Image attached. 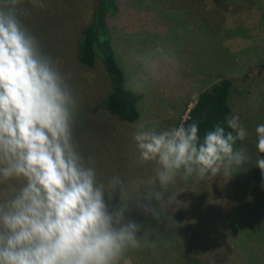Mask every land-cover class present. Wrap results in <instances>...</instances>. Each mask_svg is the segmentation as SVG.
Wrapping results in <instances>:
<instances>
[{
	"label": "rangeland",
	"instance_id": "1",
	"mask_svg": "<svg viewBox=\"0 0 264 264\" xmlns=\"http://www.w3.org/2000/svg\"><path fill=\"white\" fill-rule=\"evenodd\" d=\"M108 17L111 44L130 88L143 94L134 122L120 120L100 107L111 77L101 59L86 66L77 58V38L91 19L95 0H22L21 17L41 50L71 73L77 97L74 136L79 151L94 161L99 178L119 176L128 202L125 216L143 224L141 247L129 250L120 264H264V176L253 162L246 178L236 181L223 171L214 179L177 182L173 191L187 207L153 218L134 194L154 175V164L139 163L134 135L176 127L198 92L222 78L231 80L230 116L239 115L248 136L239 147L256 159L255 128L264 124V0H116ZM43 4V8L40 4ZM170 61L155 75L141 71L135 60L157 44ZM107 200V195L105 196ZM117 189L109 201L119 206ZM151 207H158L155 201ZM171 215L177 225L169 226Z\"/></svg>",
	"mask_w": 264,
	"mask_h": 264
},
{
	"label": "clouds",
	"instance_id": "2",
	"mask_svg": "<svg viewBox=\"0 0 264 264\" xmlns=\"http://www.w3.org/2000/svg\"><path fill=\"white\" fill-rule=\"evenodd\" d=\"M21 2L0 0V264H120L141 247L144 225L125 216L133 196L125 199L122 179L101 180L92 158L79 151L71 73L41 50L21 19L28 14ZM135 60L155 75L170 53L158 43ZM226 125L217 123L202 139L195 122L135 133L139 163L155 166L134 194L146 202L138 204L145 214L159 221L171 205L174 212L187 207L177 197L188 188L172 190L177 179H214L249 162L264 176V156L252 159L238 146L248 136L239 115ZM255 133L264 154V124ZM117 189L121 203L110 209ZM167 219L179 226L171 215Z\"/></svg>",
	"mask_w": 264,
	"mask_h": 264
},
{
	"label": "trees",
	"instance_id": "3",
	"mask_svg": "<svg viewBox=\"0 0 264 264\" xmlns=\"http://www.w3.org/2000/svg\"><path fill=\"white\" fill-rule=\"evenodd\" d=\"M116 0H95L90 21L85 24L77 38V58L86 66H93L96 59H101L110 74L111 86L108 89L100 107L116 114L120 120L134 122L139 117L138 104L143 94L130 88L124 67L111 44L108 17L118 10ZM231 80L222 78L210 86L201 89L194 102L186 111V116H180L176 127L191 123L199 125V136L203 138L206 131L213 130L217 123L227 127L226 120L230 117L228 102L231 91ZM239 146V142H238ZM250 171L249 164L242 169L233 168L232 176L241 181ZM193 264H205L197 256L192 259Z\"/></svg>",
	"mask_w": 264,
	"mask_h": 264
}]
</instances>
